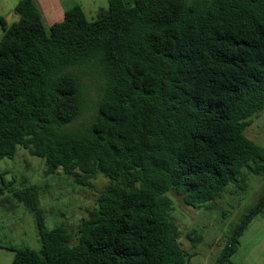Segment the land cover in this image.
Wrapping results in <instances>:
<instances>
[{
    "label": "trees",
    "instance_id": "obj_1",
    "mask_svg": "<svg viewBox=\"0 0 264 264\" xmlns=\"http://www.w3.org/2000/svg\"><path fill=\"white\" fill-rule=\"evenodd\" d=\"M14 12L0 17V162L21 147L47 175L109 183L74 231L46 228L38 187L15 191L41 248L13 250L12 264H189L169 194L200 208L244 170L264 176V147L246 135L264 111V0H109L92 20L76 5L49 27L36 0ZM91 62L104 80L97 113L69 133L84 106L72 69ZM263 208L216 264H232Z\"/></svg>",
    "mask_w": 264,
    "mask_h": 264
},
{
    "label": "rangeland",
    "instance_id": "obj_2",
    "mask_svg": "<svg viewBox=\"0 0 264 264\" xmlns=\"http://www.w3.org/2000/svg\"><path fill=\"white\" fill-rule=\"evenodd\" d=\"M18 2L0 0V17L14 23L18 19L14 12ZM64 4L66 10L81 6L88 19L92 20L100 9L108 8L109 0H66ZM46 27L49 25L46 24ZM2 37L0 23V41ZM72 73L78 75L81 81L84 106L66 131L77 133L84 131L95 119L104 80L101 66L95 62L73 68ZM246 135L264 147V111L254 117ZM244 175L245 183L230 184L220 198L200 208L186 205L176 193L169 194L174 203L172 219L180 227V242L190 255L189 264H216L238 226L264 198V176L247 170H244ZM91 181L94 187L85 188L62 171L47 175L45 160L33 157L21 147L14 159H3L0 162V264L13 263V250L41 248L35 215L18 201L15 191L38 187L46 228L63 226L74 231L90 217L98 196L109 183L100 174ZM247 223L245 221L244 225ZM238 240L235 251L229 257L230 263L264 264V208L252 217Z\"/></svg>",
    "mask_w": 264,
    "mask_h": 264
},
{
    "label": "crops",
    "instance_id": "obj_3",
    "mask_svg": "<svg viewBox=\"0 0 264 264\" xmlns=\"http://www.w3.org/2000/svg\"><path fill=\"white\" fill-rule=\"evenodd\" d=\"M36 2L43 13L44 21L47 25H53L64 20L66 10V4L64 3L66 0H36ZM7 22L11 24L10 21Z\"/></svg>",
    "mask_w": 264,
    "mask_h": 264
}]
</instances>
